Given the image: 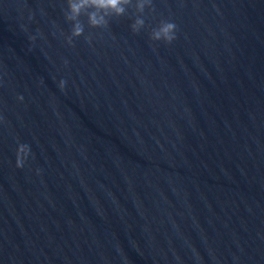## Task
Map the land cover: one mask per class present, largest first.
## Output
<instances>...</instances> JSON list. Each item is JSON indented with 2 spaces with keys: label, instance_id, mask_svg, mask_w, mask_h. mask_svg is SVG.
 <instances>
[{
  "label": "water",
  "instance_id": "water-1",
  "mask_svg": "<svg viewBox=\"0 0 264 264\" xmlns=\"http://www.w3.org/2000/svg\"><path fill=\"white\" fill-rule=\"evenodd\" d=\"M65 7L0 0V264H264V0H130L71 43Z\"/></svg>",
  "mask_w": 264,
  "mask_h": 264
},
{
  "label": "clouds",
  "instance_id": "clouds-1",
  "mask_svg": "<svg viewBox=\"0 0 264 264\" xmlns=\"http://www.w3.org/2000/svg\"><path fill=\"white\" fill-rule=\"evenodd\" d=\"M65 10L64 19L71 24L70 35L66 38L71 43V37L79 36L83 31V25L79 17H86L89 27L104 26L108 23L109 16H120L125 11V6L130 0H64ZM150 3V0H135V9L141 11ZM144 24L141 16H136L129 25L132 32L138 31ZM176 26L173 22L162 20L151 29L149 39L152 41L171 42L175 39ZM64 81L58 82L59 87H63ZM20 99V97H17ZM30 154V148L26 143H17L15 147L14 164L17 168L21 167L25 159ZM39 171V169H37Z\"/></svg>",
  "mask_w": 264,
  "mask_h": 264
}]
</instances>
